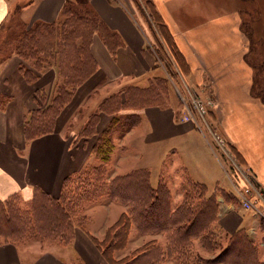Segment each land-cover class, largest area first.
Returning a JSON list of instances; mask_svg holds the SVG:
<instances>
[{"label":"crops","instance_id":"obj_1","mask_svg":"<svg viewBox=\"0 0 264 264\" xmlns=\"http://www.w3.org/2000/svg\"><path fill=\"white\" fill-rule=\"evenodd\" d=\"M66 1L26 0L20 13L28 24L57 22ZM116 1L91 0L98 16L111 30L120 34L122 44L113 55L101 37L95 35L91 51L98 62V69L62 109L53 132L27 140L24 125L30 110L38 107L36 91L45 88L51 92L57 79L56 68H49L30 83L20 70L21 59L17 55L0 62V198L19 194L28 201L36 187L53 197H59L67 176L93 164L96 159L93 147L114 115L110 111H102L97 133L80 137L74 130L67 132L68 121L73 116L77 117L79 106L89 102L86 101L87 97L92 100L96 89L104 90L107 85L115 88L122 82L124 88L130 85L146 88L154 76L164 75V68L157 65L155 54L148 48V43L153 39L146 29L142 31L134 16L130 15L129 5L133 8V4L129 0H126L129 5L122 0ZM12 2L0 0V31L17 9L18 4L14 7ZM154 2L188 61L192 79L191 82L183 79L186 89L191 91L190 85H207L215 99L212 122L220 127L226 142L238 150L264 189V101L252 92L254 67L246 61L250 41L241 29V15L234 11L208 17L204 10H197L189 18L188 13L176 10L172 0ZM174 93L166 106L147 104L138 109H123L122 113L138 114L139 123L116 133H121L120 139H126V142L119 141V146L125 149L131 142L153 145L172 141L169 152H188L193 161L190 165L174 161L171 167H177L176 172L180 169L196 178V182L207 185L214 181L215 186L219 184L221 187L222 177L209 161L214 157L215 148L203 130L204 124L197 117L196 120L184 119L188 108L186 112L181 99L183 95L180 97ZM184 100L186 102L189 98ZM201 117L204 122L210 123L204 113ZM139 129L144 133L137 134ZM122 157L118 167L121 162L127 161V156L123 154ZM113 158L115 151L110 163L112 166L115 162ZM149 167L145 166L144 169L151 172ZM115 173L112 170L110 177ZM189 178L186 176V179ZM160 180L159 177L157 184ZM217 190L222 192V195L216 194L222 229L234 234L243 228L250 237L256 235L258 223L263 221L259 212L244 208L235 191L232 194L223 187H217ZM84 233L76 231L70 248V255L73 254L72 259L76 262H71L65 254L53 251L30 256L20 245L7 242L0 244V264H103L94 244ZM260 255L263 262L264 254Z\"/></svg>","mask_w":264,"mask_h":264},{"label":"trees","instance_id":"obj_2","mask_svg":"<svg viewBox=\"0 0 264 264\" xmlns=\"http://www.w3.org/2000/svg\"><path fill=\"white\" fill-rule=\"evenodd\" d=\"M134 1L153 36V40L148 43V48L155 54L157 65L164 68V75L154 76L149 86L143 87V89H151V97H155L157 100L153 104L166 106L167 104L163 100V90L154 94L152 89L154 83L162 82L166 91H169L170 85H173V80H175L180 84L182 91L187 90L183 79L186 82H191V70L154 0H147L144 2V6L139 0ZM4 27L5 25L1 29ZM97 34L115 55L122 44L121 36L106 25L95 10L90 7L88 0H67L57 22H36L30 27L25 26L21 32L14 53L21 59L20 70L26 80L30 83L36 81L49 68H56L57 71V79L51 92L40 88L35 93L38 107L30 110L24 125L27 140L53 132L56 118L62 109L72 100L76 90L98 69V62L91 51L93 38ZM130 86L131 89L141 92L139 88L142 87ZM258 86H260V80L257 81L255 78L252 92L264 101V91L260 92L256 88ZM190 88L194 89L198 95L200 110L213 123L215 99L209 88L207 85L202 87L190 85ZM122 91L123 89L119 93ZM112 97L114 96L104 97L99 102L96 111L89 115L87 123L78 133L80 137H90L96 134L99 114L102 111H110L114 114L93 147V156L99 160V163L89 164L83 170L67 176L63 181L59 197H53L36 187L26 208L18 202L17 199L21 196L19 194H14L6 199L0 198V217L3 225L0 227V244L7 242L17 244L23 238L57 239L56 236H60L61 245L69 246L70 244L71 246L75 230L80 228L91 236L109 264H136L143 257L145 264L148 255L157 247L156 239L149 240L128 255L121 258L116 257V252L128 245L134 216L144 218L143 225L140 224L139 227L144 234H153L164 230L168 224L172 223L177 224L180 237H186L191 235L190 227L193 226L196 217L202 212L212 210L208 208L211 203H214L215 212H217L216 193L207 195L205 193L206 185L201 182L193 181L185 184L186 199L190 203L199 200L197 206H191L186 201V204H179L180 206L176 209H172L173 194H171L168 184L160 180L156 186L152 185L149 170L136 169L127 174L110 177L112 170L109 167L116 149L115 134L125 131L139 121L138 114L122 113L121 111L126 108L125 105L128 103L143 105L145 102L143 96L135 102L129 101V99L119 101L115 98L110 101L109 99ZM207 100H209L208 104ZM188 101L187 103H189ZM227 147L235 156L234 159L242 166L247 167L238 150L229 142H227ZM104 196L129 206L107 229L104 238L100 239L90 233L89 227H87L90 216L84 212V209L88 204ZM203 226L204 224H201L193 231L199 233ZM67 232H70V235L65 237ZM243 232L245 230L241 228L231 234L227 248L235 243V239L238 242L245 238L248 239L246 232ZM240 237L243 238L239 239ZM240 260L245 262L244 259ZM210 261L215 262L216 258L210 259ZM241 261L237 264H242ZM150 264L156 263L152 260ZM251 264H260L254 247Z\"/></svg>","mask_w":264,"mask_h":264},{"label":"rangeland","instance_id":"obj_3","mask_svg":"<svg viewBox=\"0 0 264 264\" xmlns=\"http://www.w3.org/2000/svg\"><path fill=\"white\" fill-rule=\"evenodd\" d=\"M109 1H115L117 3L116 0ZM129 1L133 4V8L129 5L128 1L122 0V2H124L126 5H129L131 11L130 15L134 16L142 31L144 32V30L146 29L149 32L150 38L153 39V36L148 28L145 19H142V17L144 18V16L139 11L135 1ZM146 1L147 0H139V2L143 6L144 2ZM25 2L26 0H13L12 2L14 7L16 6V4H18V6L9 18V21L6 23L5 27L0 31V62L15 54V45L17 39L20 37L21 32L24 30L25 26L30 27L32 25L28 24L24 16L20 13V8L25 4ZM88 2L90 7L95 10L91 0H88ZM172 3H174L176 10H178L180 13H188L189 18H191L190 14L197 10H204V13H207L208 17L216 16L220 12H238L241 15V29L247 34V38H249L250 41L249 48L246 51V61L252 67H254V80L255 78L257 81L260 80V86L256 88L260 92L264 91V0H172ZM172 84L173 88L169 87V91H166L167 89L165 88V85L162 82L156 81L152 89L154 90V94L157 91L161 92L163 90V100H165L166 104L169 102L170 97L174 96V92H176L177 95L179 94L180 97L183 95L184 97L182 96L181 99L183 100L186 107V112L188 105L187 101L185 102L184 98H189L188 102L193 108V114L201 120L200 123L202 125L204 124L203 130L212 142L213 148H215V150H213L214 157H211L209 161H211V164L215 166L216 172H219V177H222L221 179L223 185L221 187H223L227 191L232 192V194L235 191L239 196L238 193L241 192L245 186L251 185L252 188H256L261 192V197L259 198V203L256 204V208L264 211L263 186L257 182L256 178H254V176L252 175L253 173L248 167L242 166L240 162L238 163L234 159L235 156H233V153L228 150L227 142L223 137L220 127L215 123L210 122L211 124H207V122H204L202 120L200 105H195L199 109L198 110L195 108L192 101L193 97L198 100V95L194 90H191L189 91V96L188 91H182L180 84H178V82H176L175 80H173ZM124 86L125 84L122 82L120 84H117L115 88L113 87V85H107L104 90L99 91V89H96L95 92L97 93L92 94V100L90 99V97H87L86 101L89 102H86L85 104L79 106V109H77L76 115L78 118L73 116L68 121L67 132L74 130L79 133V131L87 123L89 115L96 111L99 102L104 97H108L111 95L114 97L110 98V101L114 100L115 98L119 101L121 99L122 101L129 99V101L135 102L141 96H143V98L145 97V102L143 105L153 104L157 102L155 97H151V89H143L144 86L138 85L142 87L139 88L141 92H138L134 89H131V86L122 88ZM121 89H123V91L119 93ZM208 101L209 100H207V104ZM141 105L142 104L136 105L128 103L127 105H125V109H138L143 106ZM192 120L194 119L192 118ZM136 132L137 134H143L144 130L141 131L139 129ZM120 135L121 133L116 134L114 137L117 148L115 149V158H113L115 162L113 166L110 165V170H114L117 173H115L116 175H123L133 172L136 169H144L145 166H150L149 168L151 170L152 185H157L159 177L161 178V180L168 184V187L172 192L171 194H173L171 202L172 209H176L178 206L186 204V201L187 203H190L186 199L185 184L196 181L197 179L192 178V176L186 171L183 172L179 169V172H176L175 168L177 167H171V164L176 160H178L180 164H192L193 161L191 160L190 154L188 152H182L180 150L173 153L169 152L168 150L170 149V147H172V141L156 143L153 145H144V143L142 142L134 144L135 142H131L130 145L125 147V149H127V151H125V149H122V147L119 146V141L126 142V139H123L122 136V138L120 139ZM215 135L217 136V139ZM122 151L125 152L122 153ZM123 154L127 156V161L121 162L118 167V162L123 160ZM97 163H99V160L96 158L93 164ZM113 167L114 169H112ZM186 176H189L191 178L186 179ZM217 187L221 188L219 184L215 186L214 181L208 182V184L206 185L207 189L205 193L207 195L215 193L217 195H222L221 190H217ZM216 194L215 196L218 205L217 212H215L214 203H211L208 206V208L212 209L211 211L207 210L196 217L193 226L190 227L192 229L190 230V236L180 237V231L177 228V224L174 225L172 223L168 224V227L164 230L155 232L153 234H144V232L139 229V227L143 225L142 223L144 222V218L140 216H134V222L129 236L128 245L126 246V248L117 251L116 257L121 258L125 255H128L149 240L156 239L157 247L148 255V259L146 260L145 264H150L152 260H154L156 264H225L228 262L230 264H237V262L241 261L240 259H244L246 264H251L253 247L256 250L258 261L260 262V264H264V259L262 260L263 262H261L260 255L264 254V217L263 221L260 220V224L258 223L256 235L250 237L249 234H247V231H245L248 239L245 238L243 240V237H240L239 239L242 240H239V242L237 241V239H235V243L227 248L229 237L232 233L230 234L227 231H224L219 223V201ZM17 200L22 207H27L28 201L24 200L21 196ZM199 202V200H195L191 202L190 205L197 206ZM128 206V204H125L121 201H112L107 196H104L99 200L88 204L85 207L84 212L90 216V222L87 225V227H89L90 233L99 237L100 239L104 238L107 229L118 220L121 214L128 209ZM201 224H204V226L202 227L203 229L199 233H195L193 229L200 226ZM1 226L3 225L0 217V227ZM77 230L84 232L80 228H76L75 235ZM52 235H54V233ZM69 235L70 232H67V235L65 237H68ZM84 235H86L87 238H89L88 240H91L94 244L95 251L100 257L101 262L103 264H109L104 258L100 249L94 243L91 236L86 232L84 233ZM56 238L57 239L23 238V240L18 241L17 244L20 245L21 248H23L25 252L30 256L39 254L44 251H53L60 254H65L69 257L71 262H76V260L72 259L73 254L70 255V248H72L74 240L72 241L71 246L70 244L69 246H63L60 243L61 237L56 236ZM63 241L66 242V240ZM213 258H216L215 262L210 261V259ZM245 262L241 261L242 264H245ZM136 264H144V257Z\"/></svg>","mask_w":264,"mask_h":264},{"label":"built area","instance_id":"obj_4","mask_svg":"<svg viewBox=\"0 0 264 264\" xmlns=\"http://www.w3.org/2000/svg\"><path fill=\"white\" fill-rule=\"evenodd\" d=\"M192 101L194 103V106L195 105L198 106L199 103L195 97H193ZM187 105H188V107H187L188 113L184 116V119H192L193 118L194 120H196V116L192 112L193 108L191 107V105L189 103H187ZM195 108L198 109L196 106H195ZM238 194H239L240 202L244 208L255 209L259 212L261 217H264V211L259 209V208H256V204L259 203V198L261 197V192L259 190H257L256 188H252L251 185H247Z\"/></svg>","mask_w":264,"mask_h":264}]
</instances>
